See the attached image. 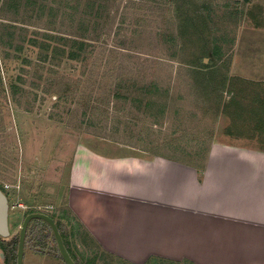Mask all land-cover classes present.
<instances>
[{
	"label": "rangeland",
	"instance_id": "obj_1",
	"mask_svg": "<svg viewBox=\"0 0 264 264\" xmlns=\"http://www.w3.org/2000/svg\"><path fill=\"white\" fill-rule=\"evenodd\" d=\"M259 1L0 0V176L11 186L13 236L29 212L63 214L71 232L69 159L80 147L118 144L185 162H204L213 139L264 149ZM59 85L61 103L46 93ZM37 224L24 264H65ZM75 229L89 262L126 264Z\"/></svg>",
	"mask_w": 264,
	"mask_h": 264
},
{
	"label": "crops",
	"instance_id": "obj_2",
	"mask_svg": "<svg viewBox=\"0 0 264 264\" xmlns=\"http://www.w3.org/2000/svg\"><path fill=\"white\" fill-rule=\"evenodd\" d=\"M239 143L213 139L204 162L80 147L69 159L71 221L126 264H264V149Z\"/></svg>",
	"mask_w": 264,
	"mask_h": 264
},
{
	"label": "trees",
	"instance_id": "obj_3",
	"mask_svg": "<svg viewBox=\"0 0 264 264\" xmlns=\"http://www.w3.org/2000/svg\"><path fill=\"white\" fill-rule=\"evenodd\" d=\"M248 0H245V2L247 3ZM84 45L81 44V46H79L78 50H74V48H72V52L68 55V58L69 59H72V60H76V59H79L80 58V53H83L84 52ZM45 51H47V54H49L50 51H52V56H58L57 52H58V48L57 47H45L44 48ZM222 48L220 47H217L216 45L214 46V50H213V55L216 59H221L224 55V53L222 52ZM59 53V52H58ZM46 57V56H45ZM45 61H47V58L44 59ZM65 89V88H64ZM66 90V89H65ZM46 93H52V94H57L58 95V102H62L64 101L65 99H67V93L66 91L63 90V88L60 87V85L57 87H52L50 90H46ZM147 94H151V96L153 95L154 91L153 90H149V91H146ZM157 93H159V91H157ZM158 104H161V109L159 110V114H162L165 112V103H160V101L157 102ZM152 104H150V102L147 104V107L150 106ZM65 213H68L69 212V209L67 207H65ZM69 214V213H68ZM64 215L62 214L60 216V221L59 220H56L54 216H52L51 218L55 219L56 220V224L60 230V233L63 237V240H64V243L65 245L68 244V247L66 245V248H68L67 250L71 249V251L73 252L74 256L76 257V261L75 259L74 262L76 264H98L95 260H97L98 256L95 255V258H94V261H91L89 262L88 261V257H87V250H89V246H87L83 240H80V236L79 234L76 232L77 230L75 229V227L79 226L80 229L86 234L87 237H89V233L88 231H86V229L84 228V226L82 225V223L76 218V216H74L72 214V227H71V232L66 234V231H65V227L63 226V222H61L62 219H64ZM69 218V217H68ZM71 218V217H70ZM70 220V223H71V219ZM39 222V221H38ZM44 225H47L45 222H40ZM68 223V224H70ZM71 225V224H70ZM48 226V225H47ZM49 227V226H48ZM50 229V228H49ZM51 230V229H50ZM52 231V230H51ZM35 237V241L37 242V235L34 236ZM47 240V238L45 237V241ZM89 240L97 245V252L100 253L101 249L100 247L98 246V244L92 240L91 238H89ZM38 244V243H37ZM38 250H40L39 248H37ZM94 249V248H93ZM95 250V249H94ZM100 251V252H99ZM60 254V253H59ZM109 255V254H108ZM111 256V255H110ZM61 257V256H60ZM112 257V256H111ZM159 261L155 258H152L149 260V262L147 264H157ZM186 264H191V263H186Z\"/></svg>",
	"mask_w": 264,
	"mask_h": 264
},
{
	"label": "water",
	"instance_id": "obj_4",
	"mask_svg": "<svg viewBox=\"0 0 264 264\" xmlns=\"http://www.w3.org/2000/svg\"><path fill=\"white\" fill-rule=\"evenodd\" d=\"M34 220H42L48 224L51 228L59 253L65 264H76L72 257L70 256L65 244L63 237L60 233L56 222L47 215L44 214H32L26 217L24 224L21 229L20 238H19V249H18V264H23L24 256V243L26 238V233L29 224ZM0 235L7 237L9 236L8 229V202L6 197L0 192Z\"/></svg>",
	"mask_w": 264,
	"mask_h": 264
},
{
	"label": "flooded vegetation",
	"instance_id": "obj_5",
	"mask_svg": "<svg viewBox=\"0 0 264 264\" xmlns=\"http://www.w3.org/2000/svg\"><path fill=\"white\" fill-rule=\"evenodd\" d=\"M10 187L11 186L8 185V180L6 179L5 182H4V181H2V177L0 176V192L6 197L7 202H8V229H9V236L4 237V236H1L0 235V264H18L19 238H20V233H21V229H22V226L24 224V221H25L26 217L29 216V215H32V214H41V213H36V212H29L27 214V216H25V218H24V220H23V222L21 224V228H20V232L18 234V238L14 237L13 236V231H12V224H11L12 221H11L10 215H9L11 209L13 208L12 207V204H11V198H10ZM20 207H22V206H20ZM52 216L53 215H51L49 217L51 218ZM53 220L56 222L55 219H53ZM41 221L42 220H34L28 226L27 233H26V238H25V243H24L23 264H24V261H25L26 248H27V246L29 244V241H30L29 237H31V235H30V228H31L32 224H35L36 225L37 223H40ZM42 222H44V221H42ZM52 234H53V232H52ZM53 237H54V235H53Z\"/></svg>",
	"mask_w": 264,
	"mask_h": 264
}]
</instances>
